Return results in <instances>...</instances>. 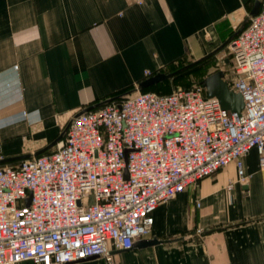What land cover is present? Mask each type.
<instances>
[{
  "label": "crops",
  "instance_id": "obj_1",
  "mask_svg": "<svg viewBox=\"0 0 264 264\" xmlns=\"http://www.w3.org/2000/svg\"><path fill=\"white\" fill-rule=\"evenodd\" d=\"M252 3L0 0V157L40 149L82 108L205 54ZM246 158L244 183L228 163L187 186L155 207L148 235L111 250L109 263L93 256L67 264H264V183Z\"/></svg>",
  "mask_w": 264,
  "mask_h": 264
},
{
  "label": "built area",
  "instance_id": "obj_2",
  "mask_svg": "<svg viewBox=\"0 0 264 264\" xmlns=\"http://www.w3.org/2000/svg\"><path fill=\"white\" fill-rule=\"evenodd\" d=\"M228 49L225 83L242 98L239 112L206 97L199 82L136 90L77 114L53 150L0 166V264L109 263L111 250L148 235L155 207L187 186L232 161L244 183L250 150L264 170V0Z\"/></svg>",
  "mask_w": 264,
  "mask_h": 264
},
{
  "label": "water",
  "instance_id": "obj_3",
  "mask_svg": "<svg viewBox=\"0 0 264 264\" xmlns=\"http://www.w3.org/2000/svg\"><path fill=\"white\" fill-rule=\"evenodd\" d=\"M258 6H259V0H253L252 6L250 8V10L247 12L246 16L242 19V21L240 22L239 26L237 27V29L232 32L225 41H230L231 38L236 35L245 25V23L247 22L248 18L250 16H253L257 13L258 11ZM214 51L209 52L208 54H206L205 56H203L202 58L193 61L191 63H188L180 68H177L171 72L168 73H163V72H156L151 76H148L147 78L141 80L138 84H136V86L128 91L125 92L119 96L113 97V98H108L102 101H99L95 104H92L90 106H86L84 108H82L81 110L77 111L76 113H74L69 120L67 121L66 125L64 126V128L60 131V133L51 141L49 142L47 145H45L44 147L32 152V153H26V154H20V155H16V156H10V157H4L0 159V163H7V162H11V161H16V160H20V159H24V158H29L31 156L34 155H38L43 153L44 151H46L49 147L53 146L54 144H56L58 141L61 140L66 127L68 126L69 122L72 120L73 117H75L77 114L86 111L88 109H92L95 107H98L100 105L106 104L109 101L113 100V99H117L123 95H127L130 94L136 90H142L144 88H147L149 86H152L158 82H161L169 77H172L173 75H175L176 73L186 69L187 67H190L191 65L195 64L196 62L200 61L201 59H204L205 57L209 56L210 54H212ZM222 77V72L218 71L215 72L213 74H210L206 77H204L203 79H201L199 81L200 85L204 88V95L206 97H215L217 98V100L219 101L220 105L222 108L227 109L229 111H236L239 112L242 108V98L240 96L239 93H235L231 90H229L227 88V85L225 83V81H223L221 79ZM261 173V178H262V182L264 183V170L261 169L260 171ZM123 176L126 177V170L124 169V173ZM25 203H28V198L25 200ZM156 240L154 238L152 239H148V240H143L141 242H136V245L139 244H152L155 243ZM134 243V242H133ZM133 245V244H132Z\"/></svg>",
  "mask_w": 264,
  "mask_h": 264
},
{
  "label": "rangeland",
  "instance_id": "obj_4",
  "mask_svg": "<svg viewBox=\"0 0 264 264\" xmlns=\"http://www.w3.org/2000/svg\"><path fill=\"white\" fill-rule=\"evenodd\" d=\"M246 14H245V16H246ZM241 20L234 22V24H233V22H230V24L227 23L226 28L223 31L222 37L226 36V35L227 36L224 38V40L221 43H219L217 45L215 44V46L212 49H210L208 52H206L205 54H203L197 58H188V59L186 58V59L182 60L181 62H179L178 64H176L174 67L166 70L165 72H171V71H173L177 68H180V67H182L188 63H191L193 61H196V60L202 58L203 56H205L209 52L214 51L212 54L205 57L204 59H201L200 61L196 62L195 64L191 65L190 67H187L186 69L176 73L172 77H169V78L161 81L158 85L150 87V88H152V90L154 92L167 93V92H170L171 90L176 89L178 87H184V86H189V85L195 84V83L199 82L201 79H203L204 77H206L210 74H213L215 72H218V71L222 72L221 79L223 81H225V79H228L229 77H231L232 76V67H231L230 54H229V49H228L229 41H225V40L227 39L228 35H230L232 32H234L237 29ZM66 123H64L62 125L61 130L64 128ZM44 143L45 142H41V143L39 142L38 145L45 146L46 144H44ZM29 145H30V142L24 141L22 148L26 149V148L30 147ZM43 146H41V147H43ZM54 147H55V144L51 147V149L53 150ZM7 157H10V156H7ZM1 158H4V157H0V159ZM14 162L15 161L7 162V163H0V166H2L4 164H12ZM229 164L233 165L234 174H235V178H236L235 164L233 161L230 162ZM255 164H256V154H255L254 150H251L247 153L246 165L249 166V168H254ZM211 176H206L204 178H208Z\"/></svg>",
  "mask_w": 264,
  "mask_h": 264
},
{
  "label": "trees",
  "instance_id": "obj_5",
  "mask_svg": "<svg viewBox=\"0 0 264 264\" xmlns=\"http://www.w3.org/2000/svg\"><path fill=\"white\" fill-rule=\"evenodd\" d=\"M146 90H152V88L147 87V88L142 89V91H146Z\"/></svg>",
  "mask_w": 264,
  "mask_h": 264
}]
</instances>
